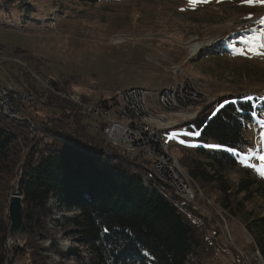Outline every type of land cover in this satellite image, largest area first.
I'll use <instances>...</instances> for the list:
<instances>
[{
    "label": "rangeland",
    "instance_id": "obj_1",
    "mask_svg": "<svg viewBox=\"0 0 264 264\" xmlns=\"http://www.w3.org/2000/svg\"><path fill=\"white\" fill-rule=\"evenodd\" d=\"M261 18H264V0L255 3L207 0L194 5L189 0H0V55L11 58H0V65L3 63L20 88L23 82L29 83L39 103L36 112L25 115L30 120L26 124L32 127L30 135L37 136L31 140L29 135L26 139L23 137L22 142H28L27 148L21 142L14 145L11 153H16L0 165L3 217L9 223L8 201L17 189L28 148L36 147L41 140L37 148L42 149L46 143L44 137L49 135L46 128L54 127V118L59 114L49 105L58 101L55 95L62 98L57 92L77 93L81 98L86 97L87 103L94 104L100 98H111L119 90L141 87L157 100L161 89L174 76L179 77L172 68L179 65L204 95L199 114L211 108L215 110L220 100L229 96L262 100L264 55L255 54L254 42H245L264 31V24L259 23ZM231 36L238 38L234 44L230 39V45L220 52L217 44ZM193 44L197 48L193 49ZM212 46V52L206 53ZM200 51L204 54L197 57ZM260 125L264 127V115L255 117L245 132L249 144L239 152L244 168L255 152L256 130ZM80 126L83 128L85 123ZM14 130L19 137L26 134L24 130ZM171 132L180 134L170 138ZM194 133L196 128L191 121L167 131L169 150L180 164L195 155L192 147L200 145ZM137 162L148 166L144 159ZM148 171L152 173L150 168ZM240 171L237 165L223 172L217 182L225 181L233 188L229 197L232 210L220 203L223 196L218 193L216 183H200L187 172L195 192V205L189 204L198 214V230L208 245L223 248L217 253L213 252L215 247L207 249L206 255L203 252L199 258L202 264H264L245 227L248 218L264 212V204L257 196L244 202L243 195L235 193L236 183L242 177ZM146 177L142 175L149 191L166 190L150 186ZM254 177L264 180L260 173ZM48 203V212L39 218L43 229L28 241L31 248H26V254L9 255L10 264H76L70 253L81 247L71 229L58 224L68 213L56 209L52 199ZM210 229L216 230L215 238L221 243L216 240L212 243V237L207 238L211 236ZM15 243L24 242L15 240ZM54 247L69 253L67 258L61 259ZM211 253L215 258H207ZM81 254L85 256L83 250Z\"/></svg>",
    "mask_w": 264,
    "mask_h": 264
},
{
    "label": "trees",
    "instance_id": "obj_2",
    "mask_svg": "<svg viewBox=\"0 0 264 264\" xmlns=\"http://www.w3.org/2000/svg\"><path fill=\"white\" fill-rule=\"evenodd\" d=\"M237 38L231 36L216 47L223 52L230 45V39L234 44ZM213 47L206 53L212 52ZM203 54L200 51L196 55L201 57ZM22 88L31 92L34 99L23 105V114L36 112L39 104L36 93L29 83L23 82ZM55 98L58 101L49 105L59 114L54 118V127L46 128L49 135L44 137L46 143L42 149L37 148L41 140L36 147L28 148L17 185L23 197L27 227L24 243L8 244L9 223L0 208V264H10V254L17 257L26 254V248H31L28 241L36 231L43 229L39 218L48 212L49 199L54 201L56 209L68 213L58 224L69 227L81 247L70 253L76 264H202L200 255L203 252L206 255L207 249L212 250L215 246L208 245L198 230V214L192 206L177 197L169 184L144 169L142 163L111 145L101 135L105 126L102 118L63 97L55 95ZM82 99L87 100L86 97ZM106 99L100 98L94 104L99 105ZM263 115L264 99L229 96L220 100L218 109L201 111L192 121L196 133H200L195 137L200 145L192 147L195 155L183 160L184 165H181L194 180L216 183L218 193L223 196L220 203L231 210L229 197L233 188L225 181L217 182L223 172L237 165L241 167L242 177L236 183L235 193L242 194L244 202L257 196L264 204V180L255 179L249 167L244 168L239 161L240 150L249 144L245 132L255 117ZM82 122L85 123L83 128ZM21 124L0 117V165L16 153H11L14 145L21 142L23 148H27L28 142L23 143V137L26 139L29 135L31 140L37 136L30 135L32 127L29 124H22V127ZM15 128L26 134L19 137ZM229 148L235 152L228 151ZM142 175H147L150 186H161L170 191H149ZM245 227L264 260V212L248 218ZM209 231L211 236L207 238L212 237V243H221L215 238L216 230ZM216 247L215 253L223 249L220 245ZM82 250L85 256L81 254ZM54 251L61 259H66L69 254L55 247ZM215 256L211 253L207 258Z\"/></svg>",
    "mask_w": 264,
    "mask_h": 264
},
{
    "label": "built area",
    "instance_id": "obj_3",
    "mask_svg": "<svg viewBox=\"0 0 264 264\" xmlns=\"http://www.w3.org/2000/svg\"><path fill=\"white\" fill-rule=\"evenodd\" d=\"M0 58L11 60L1 55ZM2 67L0 65V117L30 123L22 107L34 100L33 95L20 88L11 73ZM172 68L179 77L171 76L172 81L161 89L157 100L152 98L149 90L141 87L119 90L100 105L83 101L77 93L56 92L90 114L102 118L105 122L103 134L111 145L127 153L131 159L148 161V166L143 164L144 169L150 168L159 181L169 184L177 196L194 206L195 192L187 171L169 150L167 131L194 121L204 95L179 65ZM218 107L219 104L216 109ZM263 134L262 126L256 130V149L249 160L250 171L255 172L253 176H258L264 162Z\"/></svg>",
    "mask_w": 264,
    "mask_h": 264
},
{
    "label": "water",
    "instance_id": "obj_4",
    "mask_svg": "<svg viewBox=\"0 0 264 264\" xmlns=\"http://www.w3.org/2000/svg\"><path fill=\"white\" fill-rule=\"evenodd\" d=\"M7 215L9 220L7 240L11 243L15 240H24L27 227L24 221L23 197L18 189L10 195Z\"/></svg>",
    "mask_w": 264,
    "mask_h": 264
},
{
    "label": "snow or ice",
    "instance_id": "obj_5",
    "mask_svg": "<svg viewBox=\"0 0 264 264\" xmlns=\"http://www.w3.org/2000/svg\"><path fill=\"white\" fill-rule=\"evenodd\" d=\"M200 2H207V0H189L190 4H196V3H200ZM242 2H246V3H255V2H259V0H242ZM260 24H264V18H261L259 20ZM246 43H255L256 47L253 49L255 51V54L257 55H264V31H260L259 32V36H253L250 38V40H246ZM179 132H171L169 133V137L170 138H175L179 135ZM195 135H199L200 133H194ZM228 151L230 152H235V149L229 148ZM264 158V157H262ZM260 174L264 175V167L259 169ZM105 232L108 231V229H104Z\"/></svg>",
    "mask_w": 264,
    "mask_h": 264
},
{
    "label": "bare ground",
    "instance_id": "obj_6",
    "mask_svg": "<svg viewBox=\"0 0 264 264\" xmlns=\"http://www.w3.org/2000/svg\"><path fill=\"white\" fill-rule=\"evenodd\" d=\"M194 45V44H193ZM193 47V49H195V48H197V45H194V46H192Z\"/></svg>",
    "mask_w": 264,
    "mask_h": 264
}]
</instances>
